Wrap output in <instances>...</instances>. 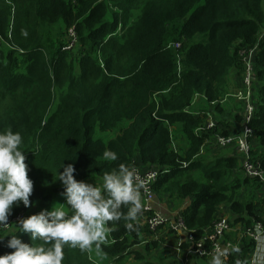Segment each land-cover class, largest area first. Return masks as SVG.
<instances>
[{
  "label": "trees",
  "instance_id": "trees-1",
  "mask_svg": "<svg viewBox=\"0 0 264 264\" xmlns=\"http://www.w3.org/2000/svg\"><path fill=\"white\" fill-rule=\"evenodd\" d=\"M58 25L62 31L75 28L79 53L63 50L68 31H60V39L50 38L47 31ZM3 44L13 49L6 51ZM252 49V156L264 168V0H0V131L21 133L34 183L33 206L14 205L9 218L45 209L64 196L65 187L57 179L62 163L73 164L74 178L87 183L101 182L105 171L124 163L159 167L157 196L193 199L183 217L196 240L222 217L224 205L230 208L232 227L263 221L264 195L258 199L240 191L264 187L257 180L239 178V156L211 162L198 158L216 135L239 134L243 117L237 114L238 121L227 127L217 121L216 131L197 136L209 118L190 111L197 95L216 103L221 91L230 89L235 72L232 85L238 81L241 89V53ZM61 87L64 93L58 95L53 112L57 94L51 88ZM237 89L232 86L230 94ZM176 126L189 143L185 158L171 148ZM119 127V134L108 142L96 138ZM105 149L116 152L118 160L105 161ZM195 171L200 172L197 178ZM108 226L113 229L108 239L95 247L119 263L130 244L139 245L137 239L149 230L140 225L138 232H130L123 221ZM6 232L0 231V255L13 251L6 247L11 238ZM10 234L30 245L42 243L28 234ZM152 245L159 249L166 241L148 247ZM241 246L227 264L243 261L254 243L243 239ZM63 264L94 262L89 250L66 245Z\"/></svg>",
  "mask_w": 264,
  "mask_h": 264
},
{
  "label": "clouds",
  "instance_id": "clouds-1",
  "mask_svg": "<svg viewBox=\"0 0 264 264\" xmlns=\"http://www.w3.org/2000/svg\"><path fill=\"white\" fill-rule=\"evenodd\" d=\"M27 36V33H23ZM23 137L10 128L0 131V226L8 225L13 206L25 208L33 206L30 197L34 183L28 176ZM74 158V157H73ZM118 154L105 149L103 159L108 162L118 160ZM62 172L57 179L65 187L63 195L66 203L54 204L51 210L44 209L17 221V232L28 234L32 241L28 244L13 234L6 247L13 251L0 255V264H63L64 248H79L81 251L97 248L105 242L107 234L113 230L109 222H124L130 232H138L140 217L144 210L141 189L135 170L120 163L102 175L101 183H87L74 178V165L61 164ZM126 210V211H125ZM4 236H0L2 242ZM239 245L215 249L209 264H226L230 253H240ZM236 264H246L240 260Z\"/></svg>",
  "mask_w": 264,
  "mask_h": 264
},
{
  "label": "built area",
  "instance_id": "built-area-1",
  "mask_svg": "<svg viewBox=\"0 0 264 264\" xmlns=\"http://www.w3.org/2000/svg\"><path fill=\"white\" fill-rule=\"evenodd\" d=\"M69 40L72 43L64 48L65 51H71L78 44V35L75 28L68 31ZM180 44L176 46L179 48ZM255 49L250 51H244L241 53L243 55L244 64V74L242 79V89L236 91L230 96H233L238 105L242 109V113L238 114L243 117V122L241 124L240 133L234 136H224L218 134L215 136L216 144L221 149H233L241 156V167L244 175L251 179L259 181L264 187V168L260 161L253 160L252 156V140L254 139V130L250 127V123L254 117L256 106L254 104L253 98V85L256 80L255 67H254V55ZM200 96H196L192 104ZM215 105L216 103H211ZM243 105V106H242ZM217 122L209 117L205 126L197 130L195 134L197 136L202 135V133L207 131H216ZM202 154L200 152L199 156ZM198 156V157H199ZM183 168L188 166L187 162L182 163ZM138 177V180L143 184L141 189L142 193V203L144 204L143 216L145 217V225L149 230L155 232L159 228L169 225V229L175 233L179 238V247L183 249L189 255H195L201 258H211L215 254V249L219 246L221 249L229 247L230 245H239L241 249V243L243 239L257 243L262 238H264V220L255 221L250 226L243 228V233L241 238L237 241H229L226 239V234L230 232V220L227 217H220L216 220L212 226L206 230L202 237L198 240L195 239L192 231L188 229L185 224L184 217L178 216L171 223H169L168 218L162 213V211L156 210L154 203L157 199V195L154 191V185L156 184L160 174L161 169L159 167H148L146 169H141L136 165L132 167ZM27 213H20L14 218H9L8 225L0 226V231H9L15 225L20 218L28 217ZM237 253H230L225 259L226 264L230 261L231 256ZM95 264H104L102 262L96 261Z\"/></svg>",
  "mask_w": 264,
  "mask_h": 264
},
{
  "label": "rangeland",
  "instance_id": "rangeland-1",
  "mask_svg": "<svg viewBox=\"0 0 264 264\" xmlns=\"http://www.w3.org/2000/svg\"><path fill=\"white\" fill-rule=\"evenodd\" d=\"M61 25H58L57 28H55V30H51V31H47V32H51L50 34V38L52 40H57L58 38L60 39V35L62 31ZM67 29H64L62 31V33L67 32ZM60 32V33H58ZM62 38V37H61ZM64 40V43L66 44L63 47V50H65L64 48L67 46L68 42L69 45L72 43L71 40H69V36L68 34L66 35L65 38H62ZM6 45V47H5ZM3 48L7 51L9 48L13 49V46L10 45V47H8L7 44H3L2 45ZM179 47V46H178ZM79 46L76 47L74 49H72L71 51H73V53H79ZM69 52V51H67ZM230 73H234V70H231ZM232 78H236V72L234 73V75L232 76ZM232 78H231V86L230 89L225 87L223 91H221V93L218 95V107H215V105H212L211 103L209 104V102H207V100L203 99V98H198L196 100V102L191 106L190 111L193 113H200V114H204L206 113V115H208L209 117H212L213 120H215L216 122L218 121L220 122H224L225 126H229L235 118L236 121H238V116H236L237 114H241L243 111L241 109V107L238 105V102L236 101V99L233 96H230V92L229 90H232ZM241 78V77H240ZM239 78V79H240ZM237 79V78H236ZM237 89V88H236ZM242 89V88H241ZM241 89H237L236 91H240ZM51 91H53L54 93L57 94L56 97V102L55 105L52 106L51 111L55 112L56 106H57V102H58V95H61L64 93L63 88H51ZM11 99V98H10ZM10 99H7L5 101L8 102L10 101ZM243 106V105H242ZM127 122H124V124H122V126H126ZM120 132V127L116 130H113L111 132H105V133H98L96 138H101L104 141L108 142L111 139L116 138V136L119 134ZM178 137L183 138L186 141V137L183 135L181 129L179 127H175L173 130H171V148L174 152H176L177 154H179L182 157H186L187 152L189 151V147L188 144H185L184 146H182L180 144H178ZM262 151H264V149H261ZM202 154L198 157L201 160H203V162H211L213 160H215L214 158H220V157H228V156H235V157H240L241 156L237 153L236 150H232V149H221L217 146V144H215V138L214 139H210L208 140V142L206 143V145L203 147V149L201 150ZM194 177L197 178L199 177L200 172L199 171H195L193 172ZM192 174V175H193ZM246 176L241 174V177L239 178H245ZM240 194L243 196L244 194L247 196H256V198H262L264 195V191L262 190H254L253 188H251L250 186L247 187H243L242 190L240 191ZM61 197V196H60ZM59 198V197H58ZM48 208V207H47ZM45 208V209H47ZM224 208L226 210H228V205H224ZM44 209H39V208H35L33 210H31L30 212H28V215H33V214H38L40 211H42ZM224 210V209H223ZM231 215V214H230ZM230 220V219H229ZM18 224L15 225L11 230H9L8 234L10 233H14L17 230ZM161 230V229H159ZM147 235H153V231L148 230L147 232H145ZM129 238V237H128ZM106 239H108V236L106 237ZM132 239L133 238H129ZM138 241H140V244L138 245V242H133L130 244V246L124 251L123 255L120 257L121 258V263H119L117 261V263L114 262V259L111 257H107V256H103L100 253H95V250H98L95 245H93V247L89 250V255L90 257H92L94 260L97 259V261L99 262H103L105 264H176L175 261H173L171 259V257L169 256H163L162 251L163 250H159L156 247L157 246H149L148 243H143V239L141 238V236L137 239ZM91 251V252H90Z\"/></svg>",
  "mask_w": 264,
  "mask_h": 264
},
{
  "label": "crops",
  "instance_id": "crops-1",
  "mask_svg": "<svg viewBox=\"0 0 264 264\" xmlns=\"http://www.w3.org/2000/svg\"><path fill=\"white\" fill-rule=\"evenodd\" d=\"M238 85L239 83L237 81L235 84H233V87L237 88ZM178 144L179 146L180 144L182 146L188 144L189 147V143L181 137H178ZM136 162L138 164H141L139 160H136ZM96 182H93L92 184H95ZM101 182H97V183H101ZM192 201H193L192 198H187L185 200H182L177 197L171 198L168 195H163V196H157V199L154 203V207L156 210L162 211V213L168 218L169 223H171L174 219H176V217L184 216L186 210L192 205L193 203ZM57 203L65 204L66 203L65 196H61L56 200H54V202L47 209L51 210L52 206ZM223 209L224 210L222 211L223 212L222 217H227L228 219L232 220L233 217L230 212V208L228 207V210H226L223 207ZM140 225L145 226V217L143 216V214L140 217ZM159 229L155 231V233L153 232L154 233L153 235H147L146 233H142L140 236L143 239V243L153 244L154 242H158V244H160L163 241H166V245H160L159 250H163L162 251L163 256L171 257V259L175 261L176 264H209L211 258H201L195 255H189L183 250L184 248L181 249L179 247V238L175 233H173L169 229V225H165ZM208 229L209 227L205 229L204 232ZM231 229L232 230L228 232L229 234L227 238L229 239V241L237 242L241 238V235L243 233V228H240V226H236V227L231 226ZM107 236H109V233L107 234ZM94 250L95 253H100L98 250L96 249ZM106 256L110 257L108 255ZM91 259L95 264L97 259L94 260L92 257ZM113 259L114 262L117 263V259L116 258ZM242 262H246V264H264V238H262L257 243H254L253 250L247 255L245 259H243Z\"/></svg>",
  "mask_w": 264,
  "mask_h": 264
}]
</instances>
